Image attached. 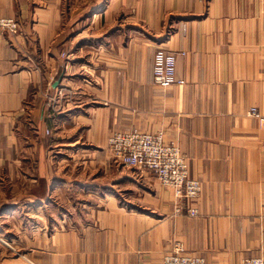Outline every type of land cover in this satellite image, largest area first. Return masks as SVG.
I'll list each match as a JSON object with an SVG mask.
<instances>
[{
  "label": "crops",
  "instance_id": "obj_1",
  "mask_svg": "<svg viewBox=\"0 0 264 264\" xmlns=\"http://www.w3.org/2000/svg\"><path fill=\"white\" fill-rule=\"evenodd\" d=\"M0 264H206L264 257V0H0ZM176 53L181 84L153 80ZM163 131L201 180L198 213L114 159Z\"/></svg>",
  "mask_w": 264,
  "mask_h": 264
},
{
  "label": "built area",
  "instance_id": "obj_2",
  "mask_svg": "<svg viewBox=\"0 0 264 264\" xmlns=\"http://www.w3.org/2000/svg\"><path fill=\"white\" fill-rule=\"evenodd\" d=\"M20 22L13 17H0V38L5 35L15 37L20 33ZM154 83L167 87L181 84L176 76V53L162 46L153 55ZM251 116L264 122V114L256 107L249 110ZM111 156L122 164L134 167L153 176L166 188H171L177 200L176 213L186 212L190 216L198 213L197 200L201 193V180L190 175L189 162L179 145L166 139L163 131L149 132L139 128L113 131L107 138ZM34 264V263H32ZM161 264H206L199 254L185 252L181 242L166 251ZM236 264H264L263 256H248Z\"/></svg>",
  "mask_w": 264,
  "mask_h": 264
}]
</instances>
